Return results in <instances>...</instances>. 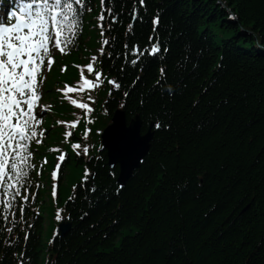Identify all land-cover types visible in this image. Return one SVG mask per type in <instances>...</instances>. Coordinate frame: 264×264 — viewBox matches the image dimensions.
<instances>
[{
	"label": "trees",
	"instance_id": "trees-1",
	"mask_svg": "<svg viewBox=\"0 0 264 264\" xmlns=\"http://www.w3.org/2000/svg\"><path fill=\"white\" fill-rule=\"evenodd\" d=\"M90 4L75 46L43 80L50 107L42 143L32 144L33 163L43 171L32 170L26 203L18 198L7 217L0 206V264H18L21 252L24 264H264V53L257 48L264 45V0H146L135 20L133 0L110 2L119 19L105 33L115 37L101 57L107 78L90 93L94 101L89 93L71 94L94 109L86 116L55 89L75 86L77 65L99 55L100 0ZM155 39L168 52L132 67L131 46L146 51ZM111 78L119 89L108 84ZM118 109L127 121L139 116L142 133L157 120L170 125L153 127L146 157L120 191L117 169L110 174L100 147ZM73 119L79 120L73 129L57 123ZM66 130L72 131L67 142ZM75 142L90 145V154L78 156ZM55 148L67 156L54 197ZM62 221L70 224L64 235L56 230Z\"/></svg>",
	"mask_w": 264,
	"mask_h": 264
},
{
	"label": "snow or ice",
	"instance_id": "snow-or-ice-1",
	"mask_svg": "<svg viewBox=\"0 0 264 264\" xmlns=\"http://www.w3.org/2000/svg\"><path fill=\"white\" fill-rule=\"evenodd\" d=\"M3 0H0L2 4ZM115 0H100L101 12L97 16L100 27L101 46L97 54L91 56L86 65H77L80 69L79 79L75 86L65 85L61 91L65 98L78 109L84 110L85 115H89L94 109L82 99L73 98L69 93H89L88 100L94 101L95 97L90 93L98 89L107 78L104 72V61L101 59L105 55V46L115 40V37L105 35L111 31L119 17L115 14V9L108 6ZM132 19H142L139 16L138 6H144L146 0H133ZM16 6L7 12V21L0 17V206L3 207V215L7 217L10 210L14 209L18 198L22 197L26 203L29 196L27 185L32 183L31 172L36 169L37 175H42V168H36L33 163L35 152L32 144L39 145L45 135V130L41 127L43 123V112L47 105H41L42 99V79L45 77V68L49 70L54 64L53 49L65 54L75 46L82 26V17L85 10L91 11L90 0H15ZM106 13L109 16L108 28L104 27ZM230 18H233L230 14ZM160 23L159 15L152 19L153 31L157 30ZM134 26L130 23L129 29ZM153 39V37H149ZM129 46L126 44L125 48ZM167 46H162L159 39L147 46L146 51H141L137 46H131V52L136 54L135 58L129 61L132 67L138 62H149L160 57V54L168 52ZM111 57L113 53L107 52ZM99 63L101 66L96 67ZM62 67V71L65 70ZM94 75V79L89 75ZM123 70V65L121 66ZM161 79H166V70L160 68ZM139 79V78H137ZM108 84L114 85L116 89L121 84L116 78L108 79ZM160 81H157L159 84ZM171 94V86L168 88ZM111 94V89H110ZM127 94V93H126ZM39 109V111H38ZM79 120L57 121L66 124L69 129L77 126ZM91 123V120H89ZM153 126L159 130L161 127H170L157 120ZM90 129H85L84 139L87 140ZM67 142L72 136V131L66 130L63 133ZM72 149L79 156L90 154V145L79 142L72 143ZM101 149L104 145L101 144ZM82 148V153L80 149ZM60 154L57 163L51 171L53 181V196L56 195L57 186L63 175V164L66 160V152L59 148L54 149ZM43 163H47L45 157ZM110 174L115 176L119 165H109ZM90 169L85 168L83 181L89 179ZM77 185H73L75 189ZM122 190V185L117 191ZM72 199V197H69ZM60 209H57L56 220H62ZM24 212V204L20 205L21 216ZM30 227V226H29ZM13 229L9 228V232ZM8 242L12 243L11 237ZM28 239V233H25ZM53 241H49L52 243ZM18 243V241H17ZM26 253L19 254L18 264H24Z\"/></svg>",
	"mask_w": 264,
	"mask_h": 264
},
{
	"label": "water",
	"instance_id": "water-1",
	"mask_svg": "<svg viewBox=\"0 0 264 264\" xmlns=\"http://www.w3.org/2000/svg\"><path fill=\"white\" fill-rule=\"evenodd\" d=\"M112 124L101 135V144L106 152L107 165H119L117 184L124 186L132 177L133 172L140 167L146 157L153 139V124H150L145 133H142V121L139 116L127 122L123 111L114 113ZM69 223H61L59 231L66 234Z\"/></svg>",
	"mask_w": 264,
	"mask_h": 264
},
{
	"label": "bare ground",
	"instance_id": "bare-ground-1",
	"mask_svg": "<svg viewBox=\"0 0 264 264\" xmlns=\"http://www.w3.org/2000/svg\"><path fill=\"white\" fill-rule=\"evenodd\" d=\"M220 3H221L224 7H226L225 4H224L223 2H220ZM226 9H228V11H231V8L228 7V6L226 7ZM230 14L233 15V12H230ZM234 14H235V13H234ZM232 17H234V16H232ZM233 19H234V21H236V22L238 21L237 18H233ZM257 48H258V50H259V51H258V54H263V53H264V45H260V44H259V45L257 46ZM258 54H257V55H258Z\"/></svg>",
	"mask_w": 264,
	"mask_h": 264
},
{
	"label": "rangeland",
	"instance_id": "rangeland-1",
	"mask_svg": "<svg viewBox=\"0 0 264 264\" xmlns=\"http://www.w3.org/2000/svg\"><path fill=\"white\" fill-rule=\"evenodd\" d=\"M41 264H43V259H42V263Z\"/></svg>",
	"mask_w": 264,
	"mask_h": 264
}]
</instances>
